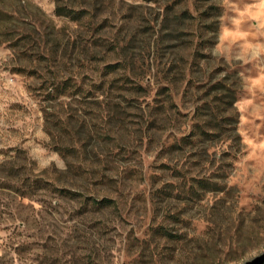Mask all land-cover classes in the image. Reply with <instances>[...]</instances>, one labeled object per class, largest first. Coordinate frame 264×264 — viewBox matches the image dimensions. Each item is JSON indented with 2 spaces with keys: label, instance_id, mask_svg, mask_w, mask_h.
Masks as SVG:
<instances>
[{
  "label": "trees",
  "instance_id": "trees-1",
  "mask_svg": "<svg viewBox=\"0 0 264 264\" xmlns=\"http://www.w3.org/2000/svg\"><path fill=\"white\" fill-rule=\"evenodd\" d=\"M11 1L13 10L0 6V45L20 73L39 80L44 128L66 163L37 175L38 196L53 199L46 210H153L150 237L136 239L150 264L163 242L184 240L181 225L194 218L165 203L174 190L176 198L190 193L186 207L205 197L196 184L223 193L206 217L222 226L232 208L222 207L224 181L243 148L242 85L211 53L216 2L55 0L59 24L28 0ZM144 195L151 203L138 206Z\"/></svg>",
  "mask_w": 264,
  "mask_h": 264
},
{
  "label": "rangeland",
  "instance_id": "rangeland-1",
  "mask_svg": "<svg viewBox=\"0 0 264 264\" xmlns=\"http://www.w3.org/2000/svg\"><path fill=\"white\" fill-rule=\"evenodd\" d=\"M28 1L31 10L38 7L61 24L55 0ZM213 1L219 16L211 53L236 72L242 85L237 108L243 148L224 181L222 207L232 208L222 226L212 228L206 217L223 193L213 196L196 184L205 197L186 207L190 193L176 198L174 190L165 203L171 201L194 218L181 225L184 240L161 244L165 248L155 264H247L264 255V0ZM4 3L0 6L14 9L11 0ZM18 69L13 51L0 45V264H148L147 256L140 260L139 245L150 237L153 210L104 216L79 211L77 203L46 210L53 199L38 196L37 175L47 168L64 170L66 163L44 128L39 80ZM136 202L150 204L151 199L144 195Z\"/></svg>",
  "mask_w": 264,
  "mask_h": 264
},
{
  "label": "water",
  "instance_id": "water-1",
  "mask_svg": "<svg viewBox=\"0 0 264 264\" xmlns=\"http://www.w3.org/2000/svg\"><path fill=\"white\" fill-rule=\"evenodd\" d=\"M264 263V255L256 258L255 260L248 262L247 264H262Z\"/></svg>",
  "mask_w": 264,
  "mask_h": 264
}]
</instances>
